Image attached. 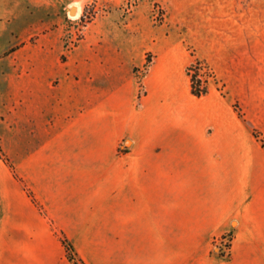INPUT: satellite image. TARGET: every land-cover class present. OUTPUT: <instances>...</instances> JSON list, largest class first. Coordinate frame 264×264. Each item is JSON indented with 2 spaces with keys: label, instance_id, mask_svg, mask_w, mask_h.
<instances>
[{
  "label": "crops",
  "instance_id": "1",
  "mask_svg": "<svg viewBox=\"0 0 264 264\" xmlns=\"http://www.w3.org/2000/svg\"><path fill=\"white\" fill-rule=\"evenodd\" d=\"M144 63L0 57V264H74L62 236L87 264H264V149L185 57Z\"/></svg>",
  "mask_w": 264,
  "mask_h": 264
},
{
  "label": "rangeland",
  "instance_id": "2",
  "mask_svg": "<svg viewBox=\"0 0 264 264\" xmlns=\"http://www.w3.org/2000/svg\"><path fill=\"white\" fill-rule=\"evenodd\" d=\"M91 48L103 56L127 49L145 68L172 48L186 58L185 74L199 58L209 90L233 107L242 140L255 141L262 158L264 0H0V57L67 61Z\"/></svg>",
  "mask_w": 264,
  "mask_h": 264
},
{
  "label": "trees",
  "instance_id": "3",
  "mask_svg": "<svg viewBox=\"0 0 264 264\" xmlns=\"http://www.w3.org/2000/svg\"><path fill=\"white\" fill-rule=\"evenodd\" d=\"M201 65H202V61L199 58H196L194 62L190 64L188 67L191 76L192 93L196 96H202L208 93L209 91L208 77H205L203 73H200ZM0 155L4 157L6 160H8V158H6L4 155L1 144H0ZM30 192L32 193V191ZM33 198L37 203H39L34 195ZM231 233L234 234L233 232ZM62 240L66 244L68 257L70 260L74 262V264H87V262L82 257L79 256L75 246L66 236H62Z\"/></svg>",
  "mask_w": 264,
  "mask_h": 264
},
{
  "label": "built area",
  "instance_id": "4",
  "mask_svg": "<svg viewBox=\"0 0 264 264\" xmlns=\"http://www.w3.org/2000/svg\"><path fill=\"white\" fill-rule=\"evenodd\" d=\"M233 238L234 234H232L231 232H227L220 236H217L214 239V249L216 250V252L223 256L230 257Z\"/></svg>",
  "mask_w": 264,
  "mask_h": 264
},
{
  "label": "water",
  "instance_id": "5",
  "mask_svg": "<svg viewBox=\"0 0 264 264\" xmlns=\"http://www.w3.org/2000/svg\"><path fill=\"white\" fill-rule=\"evenodd\" d=\"M73 11L75 12L76 11V8H73Z\"/></svg>",
  "mask_w": 264,
  "mask_h": 264
}]
</instances>
